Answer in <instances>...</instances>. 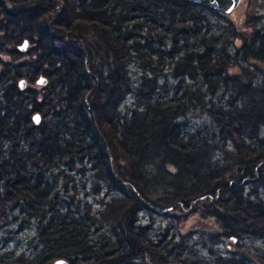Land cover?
<instances>
[{"label":"trees","instance_id":"obj_1","mask_svg":"<svg viewBox=\"0 0 264 264\" xmlns=\"http://www.w3.org/2000/svg\"><path fill=\"white\" fill-rule=\"evenodd\" d=\"M216 12L187 0H0V221L15 210L35 226V251L0 264H249L183 256L138 218L201 209L233 242L264 238V75L247 68L264 64V28H228L232 58ZM165 67L178 87L159 81ZM203 86L229 99L210 103ZM203 108L215 131H187L182 120ZM67 167H87L93 194L107 193L97 209L63 195Z\"/></svg>","mask_w":264,"mask_h":264},{"label":"rangeland","instance_id":"obj_2","mask_svg":"<svg viewBox=\"0 0 264 264\" xmlns=\"http://www.w3.org/2000/svg\"><path fill=\"white\" fill-rule=\"evenodd\" d=\"M208 15L216 28L218 26L220 32H226V36L232 39L233 44L227 45V51L231 53L232 58H235L231 45H239L240 40L237 36L233 37V34L228 32V28L234 29L236 33L243 35L263 29L264 0H242L237 8L228 14L216 12L208 13ZM236 60L238 64H243L239 59L236 58ZM236 66L232 67V74H239L240 70ZM247 68L250 70V74L253 75L255 82L262 79L264 64H254L251 62ZM129 69L132 76L136 77L133 79L134 84H136L135 80L140 75V67L135 63H131L129 64ZM159 81H161L162 85L171 88H176L180 84L179 79L172 75L171 69L168 67H165L162 73H160ZM40 85L34 84L36 89H39ZM182 86L196 88L200 85L186 78L183 80ZM201 89L208 94L206 100L210 103H226L229 99L228 91L223 87L216 89L215 95L212 96L209 95L210 93L206 86L201 87ZM182 123L187 131H196L198 129L201 132L205 129L208 132L215 131V125L212 123V118L206 108L190 112L182 120ZM261 132L263 133L264 131L261 130ZM227 148L232 149L231 144L228 143ZM216 155L223 156V154L219 155V153ZM76 170H70L68 167L65 168L64 173L67 174L65 175L67 178L59 181L60 189L64 191L63 195L73 194L76 198L87 199L92 204V208L97 209L100 206L101 200L107 199V193L103 189H100L99 195L93 194V182L89 169L87 167L84 168L82 173ZM65 181L68 182L66 186ZM257 194L264 200L263 186L257 188ZM201 208L205 209L203 206ZM202 212L201 209H198L186 218L180 212H173L169 215H152L151 217L146 212H141L138 218L145 224L150 225V233L154 237L156 235L162 236L164 241L169 240V238L180 240L182 243L180 253L183 256L187 255L188 257L199 258L207 262L212 261L219 254L239 257L243 255L248 257L250 260L249 264H264V238L247 233L239 241L233 242L227 237L222 236L219 226L210 217H204ZM34 227L33 221L22 220L19 211H9L7 218L5 215L4 219L0 221V255H4L7 251L12 252L14 255L33 253L35 251Z\"/></svg>","mask_w":264,"mask_h":264},{"label":"water","instance_id":"obj_3","mask_svg":"<svg viewBox=\"0 0 264 264\" xmlns=\"http://www.w3.org/2000/svg\"><path fill=\"white\" fill-rule=\"evenodd\" d=\"M189 2H193V3H197V4H202L206 7H209L211 9L214 10H218L222 13L228 14L230 12H232L234 9L237 8V6L239 5V3L242 0H187ZM27 44L24 43L23 46L21 47L22 50L26 49ZM23 82V83H21ZM45 83V80L43 78H39L36 81L37 85H42ZM18 86L20 87L21 90H23L26 86V82L24 80H21L18 82ZM39 116L38 114L33 116V122L35 125H38L40 122V117H39V121H37L35 119V117ZM52 264H69L67 261L65 260H57L55 262H53Z\"/></svg>","mask_w":264,"mask_h":264},{"label":"snow or ice","instance_id":"obj_4","mask_svg":"<svg viewBox=\"0 0 264 264\" xmlns=\"http://www.w3.org/2000/svg\"><path fill=\"white\" fill-rule=\"evenodd\" d=\"M21 83H23V82H21ZM35 119H36L37 121H39V116L35 117Z\"/></svg>","mask_w":264,"mask_h":264}]
</instances>
